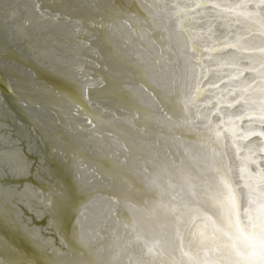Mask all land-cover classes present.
Wrapping results in <instances>:
<instances>
[{
	"label": "clouds",
	"instance_id": "obj_1",
	"mask_svg": "<svg viewBox=\"0 0 264 264\" xmlns=\"http://www.w3.org/2000/svg\"><path fill=\"white\" fill-rule=\"evenodd\" d=\"M162 3L159 43L134 53L135 136L114 166L101 235L82 243L66 228L72 258L264 264V0ZM18 259L0 249V264Z\"/></svg>",
	"mask_w": 264,
	"mask_h": 264
},
{
	"label": "bare ground",
	"instance_id": "obj_2",
	"mask_svg": "<svg viewBox=\"0 0 264 264\" xmlns=\"http://www.w3.org/2000/svg\"><path fill=\"white\" fill-rule=\"evenodd\" d=\"M3 1L12 4L16 10L10 24L15 29L12 40L17 44V51L35 67V74H32L31 81L24 77L31 82L33 94L26 96L24 101L23 95L17 93L19 113L11 109L12 112H8L9 122L2 127L8 139L1 134L0 248L6 246L21 254L22 245L30 243L32 250L40 254L38 263L44 264L46 259L56 258L57 254L68 251L65 225L74 226L75 221H69L72 215L69 210L59 221V227L50 226L49 218L42 211L44 203L34 193L42 190V182L48 186L55 182L72 202L85 200L89 195L99 196L102 207L106 202L103 198L113 192L114 166L123 158L122 147L135 136L130 98L138 86L132 64L139 42L134 39L126 43L130 33L127 26L122 32H114L110 38H106L103 29L92 24V21L100 20L101 13L96 8L86 7L87 0H59L55 8L47 0ZM36 3H40L42 10L47 9L51 15L58 13L60 21L52 23L41 20L35 9ZM96 3L100 9L106 6L130 7V17L139 16L142 19L144 16L139 7L140 0H96ZM3 10L0 2V24L4 21ZM29 20L31 23L25 25V21ZM77 20L85 21L79 33L76 30L80 27L76 24ZM73 61L77 62L78 69H82L75 74L70 71ZM42 70L66 87L72 82L71 78L78 83L91 85L88 96L92 111L81 101L79 110L63 98L52 97L53 100L58 99L61 105L56 109L51 106L52 100L41 102L46 93L36 78L42 75ZM68 88L69 92H61L63 96L74 95V88ZM8 89L10 92L13 90L9 86ZM21 91L28 92V89ZM28 102H31V106ZM89 113L100 120H96L95 127L89 123ZM52 131H62L64 136L53 137ZM18 140L25 142L26 151L16 144ZM26 152L36 154L41 163L39 170H36L41 186L38 184V188L32 187L27 191L5 187L1 182L3 176L10 177L11 174L19 177L28 172L31 161L24 155ZM73 153H79L91 167H99L101 171L111 169L112 175L101 176L98 173L96 182L82 195L75 182L71 183L73 191H69L66 187L70 184L68 173L73 178L74 170L70 167ZM24 213L35 216L34 219L40 223L26 218ZM41 217L47 221H42ZM72 229L70 226L68 230ZM29 259L32 260L31 255Z\"/></svg>",
	"mask_w": 264,
	"mask_h": 264
},
{
	"label": "snow or ice",
	"instance_id": "obj_3",
	"mask_svg": "<svg viewBox=\"0 0 264 264\" xmlns=\"http://www.w3.org/2000/svg\"><path fill=\"white\" fill-rule=\"evenodd\" d=\"M86 7L96 8L101 13L100 20L92 21L93 26H97L103 29L106 38H110L114 32H122L124 27L130 30L129 38L126 43H131L134 39L139 42L141 47L147 43L158 44L156 39V33L160 30V26L163 21L158 15L163 11L162 0H140L139 7L142 9L144 16L141 19L139 16L130 17V7L125 8L123 6H106L104 9H100V6L96 3V0H87ZM35 9L41 17L51 20L53 23L59 22L61 17L57 13L51 15L47 9L42 10L40 3L35 4ZM4 11L13 17L16 13L15 10L9 5L4 8ZM134 19V23H133ZM31 23V21H25V25ZM77 32L79 33L84 26L85 21L77 20ZM162 35V32H161ZM11 90V88H10ZM50 96L66 99L70 104L76 105L78 110L81 107L80 100L84 98V91L80 94H74L71 96H63L62 93L53 92L51 89L47 90ZM87 98L90 96L87 94ZM51 106L56 109L60 108L59 100H52ZM89 123L96 126L97 117L92 114H88ZM70 167L74 170L73 178L76 183L78 192L82 195L93 183L96 182V176L99 175H112L111 169L101 171L99 167H91L84 162V158L79 153H73L70 159ZM3 169L0 168V172ZM41 201L44 203L42 211L49 218L50 226L59 227V221L71 210L75 224L73 226L74 235L83 243L97 240L101 235L102 226L105 223V219L108 215V208L104 203L100 206L99 201L102 199L99 196L89 195L85 200L78 202H72L68 195L65 193L62 187L57 188L51 186L47 192L43 190L35 192ZM113 196V192L109 193L105 199L106 201ZM5 249L6 246H4ZM68 251L62 254H57L56 258L46 259L44 264H75L71 252L70 245L67 242ZM10 250V249H8ZM12 251V250H11ZM14 252V251H13ZM19 259L16 264H31V262L25 259L21 254L14 252Z\"/></svg>",
	"mask_w": 264,
	"mask_h": 264
},
{
	"label": "water",
	"instance_id": "obj_4",
	"mask_svg": "<svg viewBox=\"0 0 264 264\" xmlns=\"http://www.w3.org/2000/svg\"><path fill=\"white\" fill-rule=\"evenodd\" d=\"M13 1L16 2V0ZM0 2L2 3V6H4V8L10 5L12 9H14L12 4L10 3L7 4L6 1L3 0H0ZM2 17L4 21L0 24V124H1L0 135L3 134V137L5 139H8L6 134L3 132L2 127L4 124H7L9 122L10 118H8L9 115L8 112H12V110H14L15 112L19 113V110L17 109V106H19L17 102V98L19 95H17V93L19 92V94L23 95L22 99L24 101H25L24 98H26V96L30 95L31 93L33 94L30 88L31 82H27V80H25L24 77L30 80V78H32L31 77L32 74L33 75L35 74L33 71L35 67L26 59L24 55H22L20 52L17 51L16 49L17 44H15L14 41L12 40L14 37L13 34L15 33L14 31L15 29L10 24H11V19L14 18L15 16L9 17V15L4 11V14L2 12ZM37 77L38 78H36V80L38 84L40 83V85H42L46 95H48V96L44 95L43 99H41V102H49V100H53L52 97H55V96H50L48 94L47 92L48 89H51L53 92L67 93L70 91L68 87H71L74 88L72 89L74 94H80L84 91V87H87V94H88V89L92 87L88 83H78L76 80L72 78H71L72 82L68 83L66 87L65 84H62L58 79L47 75L46 72H44L43 70H42V75H37ZM8 86L13 89L12 92L9 91ZM26 88L28 89V92L21 91ZM80 101L87 108L90 107L92 111V107L89 99L85 100L82 97ZM27 104L31 106V102H28ZM97 121L100 120L97 119ZM52 135L53 137L56 135H60L61 137H63L64 133H62V131H52ZM0 137H2V135ZM16 144L26 151L25 142L23 140H18ZM2 147L3 146H0V149H2ZM5 148H7V146H5ZM24 155L26 156L27 160L31 161V167H29L27 173L20 175L19 177H16L15 175L12 176L11 174L10 177L9 175L3 176L1 182L5 187L7 188L9 187L10 189L11 188L19 189L20 191L22 190L25 191V189L27 191V189L30 190L32 187L38 188L37 185L39 183L37 181V178L39 177L36 176L37 174L36 170L37 171L39 170L41 163L38 162V158L36 154L31 155L26 152V154ZM64 168L66 167L64 166ZM65 170L67 171V169ZM68 176L70 177V184L68 183L66 189H69V191L72 189L73 191L74 188L71 183L74 184V181H72V179L74 180V178H72V175L70 173H68ZM39 186L41 185L39 184ZM51 186L60 188V186L57 185V183L55 182H52V184L49 186L46 185L44 182H42V190L44 192H47ZM38 190H40V188ZM24 215L26 218L30 220L33 219L36 224L40 223L39 220L34 219L35 216L33 215L27 216L26 213H24ZM68 219L72 223H74L75 221L73 214ZM42 221H47V220L44 218L42 219ZM65 226H66L65 229L66 228L69 229L70 226L73 227L70 224L69 225L67 224ZM10 236L12 237L11 234ZM0 249H5V248H0ZM32 249H33L32 245L30 243L28 244L26 243L21 247V251H22L21 254L23 255V257L27 258L31 262V264H39L37 259L40 256V254L34 252ZM29 255L32 256V260L29 259Z\"/></svg>",
	"mask_w": 264,
	"mask_h": 264
}]
</instances>
